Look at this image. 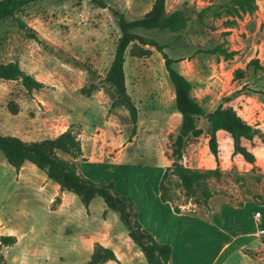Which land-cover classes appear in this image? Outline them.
I'll return each instance as SVG.
<instances>
[{"label":"rangeland","instance_id":"1","mask_svg":"<svg viewBox=\"0 0 264 264\" xmlns=\"http://www.w3.org/2000/svg\"><path fill=\"white\" fill-rule=\"evenodd\" d=\"M102 1L108 7L94 0H35L0 21V61L18 62L43 83L27 91L19 80L0 78V134L29 142L52 138L71 127L85 161L114 163L115 154L121 151L119 160L127 166L118 171L104 169L99 177L111 174L104 181L113 179L116 191L133 200L138 218L136 192L153 194L156 168L171 164L181 115L175 108L174 88L162 54L150 45L144 46L150 52L143 56L133 55L131 44L124 54L125 85L137 108L134 131L128 110L113 105L116 92L104 77L120 29L109 7L132 19L142 16V5L151 0ZM174 1L169 0L167 7L169 12L183 10L187 20L183 29L133 31L166 45L164 52L191 82V94L205 112L219 104L231 105L264 134V70L249 65L253 59L264 65V0H254L251 13L236 12L233 0H179L178 6H172ZM237 68L244 70L240 78L234 72ZM10 103L16 113L10 112ZM198 125L203 132L187 138L182 163L193 169L218 168L220 175L207 180L213 195L201 204L188 200L179 179L170 175L167 184L173 205L209 221L223 208L220 224L228 231H239L236 251L227 254L230 264H264V235L257 233L259 227L264 228V145L257 135L247 142L255 155V161L248 163L234 151L229 134L220 130L216 158L207 144V119L201 116ZM54 184L29 162L18 175L0 151V235L15 237L10 245L0 244V264H81L105 233L123 252L126 240L134 243L102 197H94L85 206L73 192L52 197ZM57 197L62 198L59 204L53 202ZM257 211L259 220L255 219ZM232 217L237 218L236 225L228 224ZM193 228L198 231L200 225ZM140 255L121 264H148Z\"/></svg>","mask_w":264,"mask_h":264},{"label":"trees","instance_id":"2","mask_svg":"<svg viewBox=\"0 0 264 264\" xmlns=\"http://www.w3.org/2000/svg\"><path fill=\"white\" fill-rule=\"evenodd\" d=\"M33 1L35 0H0V21L21 6ZM94 1H97L101 7H108L102 0ZM165 2L166 0H153L151 8L147 12L132 19L127 18L117 9L109 7L117 19L120 35L104 80L115 89L116 97L112 102L113 105H121L128 110L134 131L137 122V108L125 85V51L131 44V53L143 56L150 52V49L144 46L150 45L162 54L168 78L174 88L175 108L181 115V124L173 141L172 162L164 168L158 189L161 201L169 202L175 212H180V208L173 205V194L171 187L167 184L170 175H175L179 179L185 197L188 200L191 199L195 204L206 203L212 197L213 192L208 188L207 180L220 175L218 168L193 169L182 163L183 149L187 138L189 136L197 137L203 132L198 125L201 116H204L209 123L210 135L207 144L211 154L216 158L218 156V131L222 130L229 134L234 151L251 164L255 161V155L247 142L251 143L254 136L257 135L264 145V134L259 133L247 123L231 105L219 104L214 110L205 112L203 106L191 94V82L173 67L172 63L175 60L164 52L163 49L166 45L133 31L136 28H159L172 32L183 29L187 24L183 10L176 9L166 12ZM233 4L236 12L240 10L251 13L255 8L254 0H233ZM207 10V8L202 9V12ZM249 65H252L254 70H264V65H260L256 59L249 61ZM234 72L237 78L244 74L242 68H237ZM0 78L19 80L27 91L43 86L42 82L21 69L16 61H0ZM8 108L11 113H16L15 105L10 103ZM0 151L6 162L13 166L16 172L26 162L32 163L43 171L48 179L58 184L61 191L76 194L85 206H88L94 197H102L106 206L118 214L119 219L127 228L130 239L139 247L148 264H170L172 245L158 242L152 233L140 223L133 200L116 191L115 181L112 179L97 182L82 174L77 163V158L82 153L81 144L71 127L52 138L29 142L16 136L0 134ZM60 153L69 155L70 158H63ZM54 201H59V198L57 197ZM14 242V236L0 235V244L2 245H10ZM109 260H117L114 251L95 242L89 259L81 264H102Z\"/></svg>","mask_w":264,"mask_h":264},{"label":"crops","instance_id":"3","mask_svg":"<svg viewBox=\"0 0 264 264\" xmlns=\"http://www.w3.org/2000/svg\"><path fill=\"white\" fill-rule=\"evenodd\" d=\"M152 2L153 0H151L149 5H146L144 2V4L142 5L144 7V13L151 8ZM168 2L169 0H166L165 2L166 12H169L170 10L167 7ZM178 3L179 0H176V2H173L172 6H178ZM176 9L178 8H174L172 9V11ZM120 154L121 151L120 153L115 154V158L113 160L115 161L114 163H112V161H110V163L107 161L105 164H103L101 162L94 163L95 161L90 158L86 161L83 160L86 159V156L83 154L82 150L81 157L79 158L80 170L84 175L90 177L95 181H104L108 179L111 174L109 176H106L105 178H100L99 176L103 174L102 170L105 169V171L107 172L109 169H115L118 171L121 168L127 166V163L125 164L123 163V161L119 160ZM88 161H90V163ZM24 166L25 164L17 171L18 175L21 174ZM156 169H158V176L154 181L155 187L153 188V194L140 193L138 191L136 192L138 219L140 223L152 233V235L158 242L170 243L172 245V256L170 264H230L227 254L233 250L236 251V238L239 234V231H228V229H226L224 225L220 224V218H222L221 214L223 212V208H221L218 213H215L212 221H209L203 216H198L191 213L175 212L171 204L169 202L161 201L159 196V189L157 185H159V180L163 173L164 166H159ZM108 173H110V171ZM119 173L121 172L119 171L118 175ZM42 183L46 184L47 181L43 180ZM53 187L54 192L52 197L57 194L61 195L62 197L64 191L60 190L58 184L55 183ZM121 192L126 193L125 191ZM146 197H148V200H150L149 197H151L152 199L150 201H147ZM61 200L59 199L58 204ZM232 218V220H227L228 224L236 225L237 218ZM198 225H200V230H202L203 227L204 229H207V232L204 233L203 230V232L200 230L197 231L198 228L196 227ZM193 227H195L196 229H194ZM257 233L260 235H264V228L259 227L257 229ZM222 237L223 240H221ZM111 240L113 239H111V237L107 233L103 234L100 238V244H102L103 246L111 247L117 257V260L109 261H115L117 262V264H121V262L124 261L130 262L134 258H140V254H142V252L135 243H131L130 241L126 240V248L125 252H123L122 249L120 250V248L114 246ZM208 252H210L209 257L207 256Z\"/></svg>","mask_w":264,"mask_h":264},{"label":"built area","instance_id":"4","mask_svg":"<svg viewBox=\"0 0 264 264\" xmlns=\"http://www.w3.org/2000/svg\"><path fill=\"white\" fill-rule=\"evenodd\" d=\"M255 219L256 220H259L260 219V212L259 211L256 212Z\"/></svg>","mask_w":264,"mask_h":264}]
</instances>
